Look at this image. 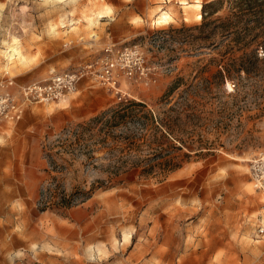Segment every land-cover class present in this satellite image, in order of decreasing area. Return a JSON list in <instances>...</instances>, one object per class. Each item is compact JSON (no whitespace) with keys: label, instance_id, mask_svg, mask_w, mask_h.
I'll use <instances>...</instances> for the list:
<instances>
[{"label":"rangeland","instance_id":"rangeland-1","mask_svg":"<svg viewBox=\"0 0 264 264\" xmlns=\"http://www.w3.org/2000/svg\"><path fill=\"white\" fill-rule=\"evenodd\" d=\"M211 1L0 0V91L17 99L110 43L160 68L154 83L122 81L126 102L83 78L0 123V264H264L247 167L264 152V10L224 0L196 19ZM245 55L255 68L228 74ZM129 101L170 115V153L155 155V122L78 127Z\"/></svg>","mask_w":264,"mask_h":264},{"label":"built area","instance_id":"built-area-1","mask_svg":"<svg viewBox=\"0 0 264 264\" xmlns=\"http://www.w3.org/2000/svg\"><path fill=\"white\" fill-rule=\"evenodd\" d=\"M157 65L151 68L139 45L118 46L107 44L102 54L81 67L65 72L53 73L44 82H33L22 87L21 99L10 91H0V123L18 121L22 118L25 102L48 103L58 101L74 92L83 78L107 89L117 100L128 101L122 81L150 84L156 82ZM248 174L254 191L261 199L260 212L256 217L255 235L264 238V152L250 158Z\"/></svg>","mask_w":264,"mask_h":264},{"label":"trees","instance_id":"trees-1","mask_svg":"<svg viewBox=\"0 0 264 264\" xmlns=\"http://www.w3.org/2000/svg\"><path fill=\"white\" fill-rule=\"evenodd\" d=\"M224 0H213L209 3L203 4L202 9V19H206V16L209 14V12L206 10L207 7H212L218 3H222ZM235 8L238 9L239 13H253L256 12V10L259 8V10H264V0L262 2L258 3L256 0H239L236 1ZM261 8V9H260ZM216 11H213L211 14H213ZM253 53V52H251ZM241 57L239 60H234L232 64H227L225 66V70L228 74L232 72V70L236 71H243L246 74H249L251 70H253L254 61L251 59H257V58H246ZM145 107V105L141 102H133L129 101V103L120 105L118 108H109L105 111H103L101 114L91 118L88 122H85L83 124H80L78 127L84 131L85 129L89 130L91 127H95L98 124L105 125V126H112L113 124L116 125L120 123L121 121H124L126 119H134L140 122L143 125H147L149 123H157V126L161 127L163 131L160 132V137H154L153 140L150 142L154 143L155 147L154 150L157 151L155 154L156 156L159 155L162 157V155H165L166 153H170V149L173 147H176L174 144H172V141L175 140V130L176 126L171 122L172 120L169 119L170 115H166L164 117H157L151 112H144L142 109ZM150 145V143H149ZM179 148V147H177ZM172 158H166L163 162V164L168 165L166 171H171L177 168L179 165L172 163ZM86 195L85 197H87Z\"/></svg>","mask_w":264,"mask_h":264},{"label":"bare ground","instance_id":"bare-ground-1","mask_svg":"<svg viewBox=\"0 0 264 264\" xmlns=\"http://www.w3.org/2000/svg\"><path fill=\"white\" fill-rule=\"evenodd\" d=\"M200 8H201V5H200V4H197V5L195 6V9H196V11H197V12H195V18H196V19H201V18H202L201 13L199 12ZM161 17H163V16H161ZM164 19H166V18H164ZM161 21H162V20H161ZM15 53H16V52H13L14 55H15ZM65 98H66V96H65L64 98L58 100V101H62V100L65 99Z\"/></svg>","mask_w":264,"mask_h":264},{"label":"crops","instance_id":"crops-1","mask_svg":"<svg viewBox=\"0 0 264 264\" xmlns=\"http://www.w3.org/2000/svg\"><path fill=\"white\" fill-rule=\"evenodd\" d=\"M175 2H177V4H179V5H178V6H179V7H178V8H179V11L182 10V9H181V8H182V3H180V1H175ZM193 12H194V11H193ZM182 19L186 20L185 17H183ZM63 100H64V99H63ZM63 100H62V101H63ZM0 175H2V162H1V159H0Z\"/></svg>","mask_w":264,"mask_h":264}]
</instances>
